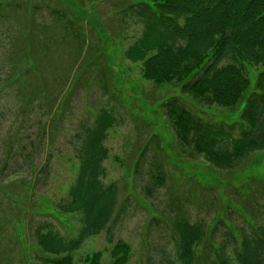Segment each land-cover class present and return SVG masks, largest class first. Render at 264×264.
Instances as JSON below:
<instances>
[{"label": "trees", "instance_id": "16d2710c", "mask_svg": "<svg viewBox=\"0 0 264 264\" xmlns=\"http://www.w3.org/2000/svg\"><path fill=\"white\" fill-rule=\"evenodd\" d=\"M20 1L23 0H0L2 24L10 22L16 15L23 19L24 23L19 28H13V32H2L0 29V45L4 48L9 45L11 48V54L9 49L6 57L10 62V75L4 78L2 86L16 90L17 94L28 98L27 101L23 99L25 103L31 104L36 100L34 95H53L57 92L55 88L60 80L59 75H51L44 68L41 69L39 62L42 64L44 61L39 60L36 63L32 59V52L35 57L40 54L42 59L47 58L49 27L57 21L56 27L61 25L63 32L70 33L76 46L80 47L81 40L75 23L68 19V12L64 7L54 8L34 0ZM42 9H45L50 21L41 17V21L38 20V25L35 26V15ZM128 12L138 19L142 33L128 46L124 57L132 63H141L145 80L156 85L177 82L179 94L202 107L218 106L234 110L240 105L249 90L243 63L255 66L264 63V0H147L146 3L128 6ZM42 22L45 23L40 24ZM15 31L17 38L14 36ZM16 44L20 46L17 49L18 56L13 51ZM26 44L28 48H24ZM101 68L107 70L105 67ZM74 70L70 69L72 77L68 75L61 79L62 85L66 84L65 87L70 80H81V74L74 76ZM89 70L91 67L83 74L82 86L90 76ZM45 72L47 74L44 77ZM96 78L101 83L102 94L107 97V76L100 71ZM256 80L255 89L258 93L251 94L246 99L238 125L204 122L189 110L181 96L169 98L161 105L173 131V139L182 152L188 153L186 157L181 153L180 158L189 161L201 158L215 171L234 172L240 169L251 155L264 152V71L257 75ZM46 103L53 104L54 99L53 102L48 100ZM63 112L60 106L58 109H49V118L57 117L59 113L62 115ZM94 112L96 115L92 122H84L82 127L80 125V132L75 135L74 151L78 168L68 188L69 201L57 205L61 214L78 215L80 227L76 236L70 238L63 236L51 222H40L33 228L32 233L34 243L42 255L34 256L36 264H74L72 254L78 251L88 238L103 231L110 234L108 243L112 244L110 231L120 211L124 209L126 200L119 204L120 191L116 184H103L105 169L102 164L108 158V150L104 146L107 132L115 127L118 118L115 107L110 104ZM53 131L55 133L52 127L42 129L41 134L52 137ZM147 153L149 156L144 157ZM158 156L164 157L160 139L156 136L148 139L147 136L139 158H144L143 164L150 165L143 193L153 199L160 190L168 191L166 205L170 212V236L174 240L171 254H164L156 264H264V225L255 224L254 227L241 218L249 228H239L236 232L238 242L229 227L232 221L227 215L239 216L229 210L224 211L220 203L221 193L216 186L211 185L200 189L215 191L214 200L209 201L208 208L218 207L219 212L214 213L216 218L213 222L210 219L208 223L199 217L191 218L189 209L196 206L193 197L184 195L185 197L178 198L177 190L167 187V166L176 167L170 166L166 157L167 166L164 168ZM29 157L33 160L32 156ZM48 167V162H45L39 168V174L45 173ZM179 178L186 183L192 181L182 176H179L178 180ZM232 189L238 193V190ZM247 193L252 196L254 190ZM238 195L237 199L226 196L241 204L246 212L244 198L239 193ZM10 196L8 199L13 201ZM18 210L21 211L20 208ZM219 213L222 215H218ZM250 218L252 219L251 216ZM7 220L0 222V238L4 240V236L9 234L4 232L6 228L13 229L11 220H8L9 223ZM150 220L160 226L161 221L154 215L150 216ZM218 225L223 226L225 232L222 234V241L215 244L212 235ZM10 243V250L0 249V264H27L22 252L17 248L18 244L11 241ZM11 249L17 250L19 261L16 263L11 257ZM131 253L130 245L118 240L110 251L109 264H128ZM101 257L100 252L95 253L89 264H101Z\"/></svg>", "mask_w": 264, "mask_h": 264}, {"label": "rangeland", "instance_id": "374dc122", "mask_svg": "<svg viewBox=\"0 0 264 264\" xmlns=\"http://www.w3.org/2000/svg\"><path fill=\"white\" fill-rule=\"evenodd\" d=\"M34 1L43 5L47 3L54 8L67 9L68 19L75 23L81 44L80 47L76 46L71 34L63 32L61 25L57 28V21H53L54 24L49 27L47 58L42 59L40 54L35 57L32 52V59L36 63L39 60L44 61L42 64L39 62L41 69L44 68L51 75H59V84L55 88L57 92L53 95L49 93L34 95L36 100L33 101V98L31 104L25 103L24 100L27 101L28 98L17 94L16 90L2 86L4 78L10 75V71L8 73L10 62L6 57L9 49L11 54V48L9 45H6V48L0 45V222L8 219L13 224V229L8 227L4 231L5 234L9 233L4 236L6 240L0 238V249L10 250L11 241L18 244L17 248L22 252L27 264H36L34 256L41 255V252L34 243L32 233L33 228L40 222H51L63 236L70 238L76 236L80 227V217L61 214L57 210V205L69 201L68 188L78 168L74 145L75 135L80 132L79 126H84V122H92L96 115L94 110L107 104L115 107L118 119L115 127L107 132L104 141L108 158L102 164L105 169L102 182L105 185L116 184L120 191L119 204L123 200H126V203L110 231L112 244L108 243L110 234L105 231L88 238L82 247L72 254L74 264H89L91 257L98 252L102 255L101 264H109L110 251L118 240L129 244L132 249L128 264H156L164 254H171L174 240L170 236V212L166 205L168 191L160 190L153 199L143 193L150 165L143 164L144 158L142 160L139 158L147 136L148 139L151 136L160 139L164 157L158 158L162 166L164 168L167 166L168 158L170 166L176 167L167 166L169 172L167 187L176 189L178 198L184 195L193 197L196 206L189 209L191 218L199 217L206 223L210 219L213 222L216 218L214 213L219 212L218 207L208 208L209 201L214 200L215 191L200 189L211 185L220 191V203L224 211L229 210L239 216L227 215L232 221L229 227L233 230L234 236L238 238L236 232L239 228H249L244 225L245 222L254 227L264 225V152L251 155L242 167L234 172L215 171L201 158L195 161L180 158L181 153L185 157L188 153L182 152L173 139V131L161 109V105L167 99L181 96L178 83L156 85L147 81L143 77L141 63H132L125 59V50L142 33L141 24L131 12H128V6L146 3L147 0ZM46 14L45 9H42L35 15V26L41 17L45 21H50ZM16 16L6 24L0 22L2 32L9 30L13 32V28L17 26L19 28L24 24L23 19ZM43 23L45 22L40 24ZM14 33L17 38L16 31ZM19 47L16 44L13 51L17 53ZM24 48H28V45H24ZM243 66L249 90L234 110L218 106L202 107L181 96L184 104L204 122L238 125L246 99L251 94L258 93L255 89L257 75L264 71V63L255 66L244 62ZM89 67L90 76L82 86L83 74ZM71 68L75 69L74 76L77 73L81 74V80L74 79L73 82L70 80L67 91L66 84L62 85V80L68 75L72 77ZM100 71L108 78L107 97L102 94L101 83L96 78ZM45 74L47 72L44 73V77ZM53 99V104L46 103L48 100L53 102ZM56 100L58 101L55 102ZM59 106L64 110L63 114L59 113L60 116H53L50 119L49 109H58ZM51 127L55 130L52 137L41 134L42 129ZM29 156H32L33 160L29 159ZM146 156H149V153L144 157ZM45 162H48L49 167L45 173L39 174V168ZM179 176L192 181L182 182L180 178L178 180ZM229 187L230 189H227ZM232 188L238 190L244 198L247 213L241 204L228 199V197L237 199L239 196ZM253 190V195L249 196L247 192L252 193ZM9 195L13 201L8 199ZM151 215L161 221L159 227L151 222ZM224 232L223 226L215 227L212 235L215 244L222 241ZM237 240L239 242V238ZM11 257L15 263L19 261L16 249H11Z\"/></svg>", "mask_w": 264, "mask_h": 264}]
</instances>
